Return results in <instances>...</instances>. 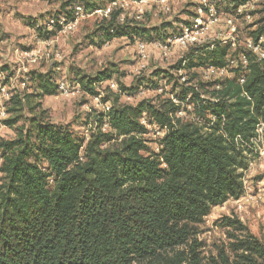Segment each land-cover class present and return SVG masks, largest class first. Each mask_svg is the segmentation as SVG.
<instances>
[{
	"label": "trees",
	"instance_id": "1",
	"mask_svg": "<svg viewBox=\"0 0 264 264\" xmlns=\"http://www.w3.org/2000/svg\"><path fill=\"white\" fill-rule=\"evenodd\" d=\"M122 1L141 0H67L60 8L62 25L56 17L51 31H37L49 40L74 23L76 6L93 14ZM121 13L111 8L99 26L103 43L133 35L146 44L164 43L177 33L172 23L156 28L119 24ZM257 22L263 23L264 16ZM263 30L259 27L258 33ZM226 54L227 48L190 50L171 69L222 67ZM112 75L105 70L78 83L97 96L94 87ZM153 77L145 88L156 91L163 81L172 92L181 88L179 97L191 92L197 113L206 123L205 115L213 116V124L182 123L166 98L126 106L113 94L108 110L97 118V131L81 142L33 115L40 105L31 96H11L8 113L14 117L4 125L16 126L24 108L33 118L18 128L14 140L0 141V264H207L198 251L197 228L212 208L243 195L249 140L255 126L264 125V60L249 66L242 86L225 80L217 88L200 86V93L180 85L172 72H154ZM29 81L37 84L39 101L58 94L54 72H31ZM121 89L134 95L138 88ZM101 101L107 105L109 99ZM143 116L148 125L164 130L157 151L146 144ZM104 125L109 131L102 132ZM114 139H121L118 148H102ZM224 221L246 236L233 245L234 264L264 262V245L239 221ZM218 259L229 264L222 253Z\"/></svg>",
	"mask_w": 264,
	"mask_h": 264
},
{
	"label": "rangeland",
	"instance_id": "2",
	"mask_svg": "<svg viewBox=\"0 0 264 264\" xmlns=\"http://www.w3.org/2000/svg\"><path fill=\"white\" fill-rule=\"evenodd\" d=\"M67 0H0V89L6 96L0 100V141H11L16 138L20 126H27V122L35 114L43 116L44 122L60 126L71 132L78 141H87L92 133L97 131V118L104 112L106 105L102 104L103 98H108L110 106L114 96L119 95L120 105L134 106L141 100H151L158 103L165 98L162 92L145 88L147 80L155 81L154 72H173L171 68L184 55L172 54L162 56L155 50L148 49L144 60H141L137 51L136 36H124L103 43V37L98 32L99 26L104 22L103 12L84 14L81 8L71 28H65L49 40L40 37L38 28L46 31L52 30V23L56 17L62 20L61 6ZM79 7V6H76ZM75 9V8H74ZM116 9L121 10L119 24H133L145 28H156L165 23H172L176 29L181 22L192 13V0H170L167 5L146 1L142 4L119 2ZM76 11V10H75ZM243 32L248 26L240 25ZM246 35V33L242 34ZM113 73L111 81L101 83L94 87L96 95L84 91L78 83L80 77L94 78L102 71ZM54 72L56 81L63 80L68 86L67 94L43 97L39 101L36 96V83L29 81V73ZM27 78L25 85L23 79ZM161 86L170 90V86ZM111 85V87H110ZM138 88L134 95L131 90ZM179 89V88H178ZM19 94L21 98L31 96L33 102H39V109L33 115L27 108L21 113V119L14 127H7L4 121L14 117L8 113L11 108V96ZM102 132L109 131L104 125ZM156 130H148L145 135L147 145L152 150L156 148ZM121 139H114L102 148L116 149ZM253 167L244 173L246 185L253 186L257 180L264 179V173L255 169V155H247ZM250 166V165H249ZM248 166V167H249ZM253 188L254 194L256 192ZM249 197H253L249 195ZM224 219L239 221L247 229V233L264 245V212L262 208L247 202V199H230L223 205L211 209L207 217L197 228L196 242L204 262L219 264L218 255L222 253L234 264L235 253L233 245L238 240L246 238L244 234L225 226ZM258 264H264L262 259H257Z\"/></svg>",
	"mask_w": 264,
	"mask_h": 264
},
{
	"label": "built area",
	"instance_id": "3",
	"mask_svg": "<svg viewBox=\"0 0 264 264\" xmlns=\"http://www.w3.org/2000/svg\"><path fill=\"white\" fill-rule=\"evenodd\" d=\"M146 1L167 5L170 0H141L138 3L129 1L122 2L142 4ZM118 3L119 2L113 3L109 6L105 12H103L105 16L108 15L110 9L116 7ZM192 4V13L184 20L186 24L182 23L177 29V33L169 37L164 43L152 42L146 44L140 41L137 42L136 47L139 57L141 60H144L148 49L155 50L164 57H169L173 53H184L185 55L190 50H197L202 47H205V50L209 51L214 48H227V54L224 56V65L222 67H198L193 68L189 72L178 70L172 72L173 76L180 85L185 88L190 87L197 92H199L200 86L215 84V88H217L218 84L225 80H235V83L242 86L245 82V76L249 72V66L252 63H259L264 60V30L258 33L259 27H264V22H257L261 15L264 16V0H192ZM75 9L78 16L81 10L79 7ZM62 22L63 20H61L59 24L62 25ZM72 24L73 23L63 26L62 30L71 28ZM241 24L248 26L246 32L242 31L240 27ZM244 33H246L245 36L242 35ZM184 62L185 61L182 62V65H184ZM22 79V85L24 86L28 79L25 77ZM166 89L167 88L159 84L158 90L156 91L162 92V96L165 95V98L177 107L174 113L175 119L180 120L182 123L194 124L198 127H209V125L213 124V116L206 114L205 117L210 121L206 123L203 119L204 117L197 113V108L195 107L191 92L179 97L180 94H183L181 88H176L173 92L171 91V86L170 90L166 91ZM67 91L68 86L66 82L59 80L57 82L58 94H67ZM6 95L7 93L1 88L0 100ZM200 98L203 99V95L200 96ZM210 101L214 103L217 102V100L213 99H210ZM1 107L2 106H0V111ZM104 109V111H107L108 106L106 105ZM1 115H4L3 111L0 113V116ZM141 123L149 131L155 129L158 140L163 136L164 130H160L156 125H148L144 116L141 118ZM221 127H223V124ZM236 140L241 139L237 137ZM249 144V156L254 154L256 157H258V155L264 157V125L261 122L255 126L254 136L249 140ZM157 147L158 145L154 150L157 151ZM1 162L2 159L0 158V167ZM2 177L3 174L0 171V185ZM252 193V187L246 185L243 178V195L240 199L242 200L245 198L247 202H251L253 201V197H249V195L252 196Z\"/></svg>",
	"mask_w": 264,
	"mask_h": 264
},
{
	"label": "crops",
	"instance_id": "4",
	"mask_svg": "<svg viewBox=\"0 0 264 264\" xmlns=\"http://www.w3.org/2000/svg\"><path fill=\"white\" fill-rule=\"evenodd\" d=\"M258 157L256 156L253 157L256 160V164L254 165L256 166V168L254 167V170L259 168L260 171L264 173V157H260L259 155ZM252 162L250 163L249 169L250 167H253ZM252 187L255 188L256 192L254 194V191L252 188V191H253L252 196H254V198H253V201H251L250 203L256 207L260 206V208H262L264 212V179L262 178L261 180H257L255 184L253 183Z\"/></svg>",
	"mask_w": 264,
	"mask_h": 264
}]
</instances>
